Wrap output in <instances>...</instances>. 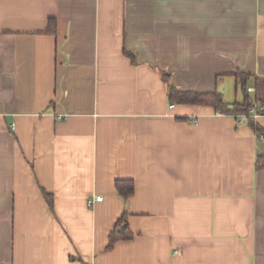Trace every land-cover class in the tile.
Returning <instances> with one entry per match:
<instances>
[{
	"label": "crops",
	"instance_id": "crops-1",
	"mask_svg": "<svg viewBox=\"0 0 264 264\" xmlns=\"http://www.w3.org/2000/svg\"><path fill=\"white\" fill-rule=\"evenodd\" d=\"M238 72L264 106V0H0V264H264V139L162 76Z\"/></svg>",
	"mask_w": 264,
	"mask_h": 264
},
{
	"label": "trees",
	"instance_id": "trees-1",
	"mask_svg": "<svg viewBox=\"0 0 264 264\" xmlns=\"http://www.w3.org/2000/svg\"><path fill=\"white\" fill-rule=\"evenodd\" d=\"M48 31L49 32L54 31V20L52 19L49 20ZM123 51L124 54H126L128 57L131 58L133 62H135V55L133 52L126 49H124ZM162 76L164 80L168 83L167 95H168V101L170 103L208 104V105H212L218 111V113L232 114L236 116L243 115L245 120L248 121V123L256 131L257 136L258 137L260 135L264 136V129L255 122V119L248 116V110L251 105L259 104L263 106L262 83L257 81L256 78H254L255 82L253 86V91L247 90L248 80L252 78L251 75L242 72H238L235 74L238 82L240 83L241 90L243 92V99L241 101H235L232 103L224 102L221 98V94L217 90L211 92H195V91L178 90L176 87H174L171 83L168 82V78H169L168 74L162 73ZM259 160H263L264 162V157H259L258 161ZM114 185L118 194L123 198L130 197L134 192V183L132 179L117 178L114 181ZM45 196L49 207L52 208L53 206L52 197L48 193H45ZM121 225L124 226H123V230L120 232L117 229ZM123 236H126L127 238L131 237V233H129L127 229L125 213H123L122 216L118 219L115 227L110 232L108 236L106 249L112 248L114 242L118 238Z\"/></svg>",
	"mask_w": 264,
	"mask_h": 264
},
{
	"label": "built area",
	"instance_id": "built-area-1",
	"mask_svg": "<svg viewBox=\"0 0 264 264\" xmlns=\"http://www.w3.org/2000/svg\"><path fill=\"white\" fill-rule=\"evenodd\" d=\"M247 90L248 91H253V87L248 86ZM263 111H264V106L259 105V104H253V105L250 106V108L248 110V116L252 117L253 119H255L257 116L263 114ZM259 138L260 139H264V136L260 135ZM263 165H264V162H263ZM101 198H102L101 196L97 195V196L94 197L93 200H100ZM89 202H91V201H89Z\"/></svg>",
	"mask_w": 264,
	"mask_h": 264
},
{
	"label": "water",
	"instance_id": "water-1",
	"mask_svg": "<svg viewBox=\"0 0 264 264\" xmlns=\"http://www.w3.org/2000/svg\"><path fill=\"white\" fill-rule=\"evenodd\" d=\"M123 229V227H120L119 230L121 231Z\"/></svg>",
	"mask_w": 264,
	"mask_h": 264
},
{
	"label": "rangeland",
	"instance_id": "rangeland-1",
	"mask_svg": "<svg viewBox=\"0 0 264 264\" xmlns=\"http://www.w3.org/2000/svg\"><path fill=\"white\" fill-rule=\"evenodd\" d=\"M241 92V91H240Z\"/></svg>",
	"mask_w": 264,
	"mask_h": 264
}]
</instances>
